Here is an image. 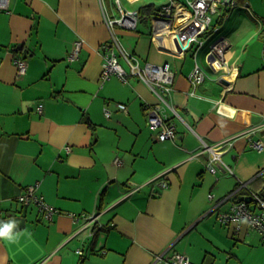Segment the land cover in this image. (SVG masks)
<instances>
[{
	"label": "crops",
	"instance_id": "crops-1",
	"mask_svg": "<svg viewBox=\"0 0 264 264\" xmlns=\"http://www.w3.org/2000/svg\"><path fill=\"white\" fill-rule=\"evenodd\" d=\"M234 1L180 54L168 51L164 40L156 44L158 7L152 4L136 10L134 30L116 25L123 50L140 63L167 62L174 72L170 101L177 114L163 113L176 139L162 142L146 124V109L159 103L149 87L135 77L100 78L103 46L111 44L101 3L120 18L115 0H9L8 9H0V222L15 219L18 231L31 233L16 244L0 240V264H154L157 256L176 252L193 264H264L257 231L243 223L236 232L217 220L243 196L235 193L238 180L264 168V150L248 145V137L264 142V0ZM149 6L153 13L142 15ZM141 20L146 28L139 30ZM220 39L229 50L226 70L215 75L218 65L206 54ZM77 41L78 57L69 62ZM15 57L27 63L20 77ZM196 65L206 77L193 85ZM227 138L221 160L233 175L221 166L211 173L204 146ZM36 182L37 193L56 210L50 221L34 204L17 201ZM209 194L221 201L217 207ZM95 214L97 226L72 217Z\"/></svg>",
	"mask_w": 264,
	"mask_h": 264
},
{
	"label": "built area",
	"instance_id": "built-area-1",
	"mask_svg": "<svg viewBox=\"0 0 264 264\" xmlns=\"http://www.w3.org/2000/svg\"><path fill=\"white\" fill-rule=\"evenodd\" d=\"M116 5L120 10V18H113L109 16L101 3V10L103 15L104 24L107 27L111 44L103 46V67L100 74L101 80H107L111 76H117L121 81L127 82L129 77H135L145 83L149 89L158 98L159 103L148 107L146 109V124L148 128L155 132L157 141H166L176 139L175 125L168 119L167 115L163 113V108H168L173 114H177L174 109L170 97L174 86V72L169 63L153 64L150 62L140 63L139 60L131 53L122 49L120 42L115 33L116 25H119L124 30H134L138 21V15H134L137 11H127L121 6L119 0H115ZM9 0H0V9L6 11L8 9ZM236 5L234 0H186L185 4L178 3L175 0H168L167 3L158 7L155 10L154 17L161 23L166 20L171 26V30L177 35L180 43L181 50L188 49L193 42H197L198 38L211 28L213 20L223 16L226 8H233ZM178 7L188 13L179 24H175L176 15H178ZM161 29L159 28L155 33L158 34ZM81 41L74 44L72 52L68 56V61L72 62L78 57ZM118 50L119 55L129 65L130 70L127 72L119 63L118 56L114 49ZM229 50V44L225 40H218L209 54L215 60V65L225 67L227 64L226 54ZM13 63L16 67V73L20 77L26 73L27 63L25 59L15 57ZM206 74L196 65L191 76L190 83L197 85L205 79ZM116 108L126 112V105L123 103H116ZM43 105L39 104L36 108L38 114L42 113ZM103 114L109 118L111 112L104 108ZM256 128H249L244 131L247 136L253 133ZM230 138H227L214 146H204V149L210 153V160L206 163L205 168L211 173H215L220 166L224 172L233 175V170L224 165L221 160V145H230ZM248 145L251 149L262 152L264 150V142L262 140H251L248 137ZM65 150L70 151V147ZM199 154H194L198 156ZM115 165H120L118 159L113 161ZM158 183L160 187L166 188L168 183L164 178L158 176ZM255 180L260 181L261 186L259 189H254L251 183ZM39 183L29 185L24 188V192L18 196L17 201L22 205L34 204L38 211L43 215L46 220H51L53 214L56 212L55 208L46 204L43 197L37 193ZM140 187L133 188L129 194L137 191ZM242 190L243 196L241 198L232 199L228 211L220 212L217 214V220L221 225L233 224L234 230L238 232L241 229V224L245 223L248 227L258 232L261 237L262 246L264 247V168L259 170L253 179L249 181L238 180L235 193ZM214 195L209 194V200L213 201L214 206L221 202L214 200ZM227 199V198H226ZM74 219L83 218L85 226H94L98 223V215L90 216H72ZM94 229V228H93ZM77 254L82 255L81 250L76 251ZM193 264L189 258L182 253H172L170 255H159L155 258L154 264Z\"/></svg>",
	"mask_w": 264,
	"mask_h": 264
},
{
	"label": "bare ground",
	"instance_id": "bare-ground-1",
	"mask_svg": "<svg viewBox=\"0 0 264 264\" xmlns=\"http://www.w3.org/2000/svg\"><path fill=\"white\" fill-rule=\"evenodd\" d=\"M130 4H135L137 2H139V0H128ZM178 15H176V19H175V24H179L180 22H182L185 18L188 17V13L182 11L179 7H178ZM156 26L157 28L161 29L160 32H158V34H156L155 36V41L156 44L158 46L159 45V41L164 40V42L166 44H170L167 45L169 46V50L170 52L174 53V54H180L181 53V47H180V43L177 39V35L175 34L174 31L171 30L169 23H165V22H160L159 20H156ZM226 69L222 66H218L216 69H214L212 72L213 74H220L223 73Z\"/></svg>",
	"mask_w": 264,
	"mask_h": 264
},
{
	"label": "clouds",
	"instance_id": "clouds-1",
	"mask_svg": "<svg viewBox=\"0 0 264 264\" xmlns=\"http://www.w3.org/2000/svg\"><path fill=\"white\" fill-rule=\"evenodd\" d=\"M18 221L15 219H9L4 222H0V240L7 241L9 244H16L22 236L31 238V233L25 230L18 231Z\"/></svg>",
	"mask_w": 264,
	"mask_h": 264
},
{
	"label": "rangeland",
	"instance_id": "rangeland-1",
	"mask_svg": "<svg viewBox=\"0 0 264 264\" xmlns=\"http://www.w3.org/2000/svg\"><path fill=\"white\" fill-rule=\"evenodd\" d=\"M123 2V6L124 8H126L127 10H130V11H136L138 10L139 8L143 7V6H146V5H154L155 7H160L162 6L163 4L167 3L168 0H142L141 2H137L133 5H130L128 4L125 0H122ZM145 21H139L138 23V29H144L146 28L145 27ZM195 44V43H193Z\"/></svg>",
	"mask_w": 264,
	"mask_h": 264
},
{
	"label": "water",
	"instance_id": "water-1",
	"mask_svg": "<svg viewBox=\"0 0 264 264\" xmlns=\"http://www.w3.org/2000/svg\"><path fill=\"white\" fill-rule=\"evenodd\" d=\"M134 15L136 16L137 13L134 12ZM153 19H155V18H153ZM153 24H155V22H153ZM220 40H221V39H220ZM215 44H216V42H215L212 46H214ZM212 46L208 49V51H207L208 54H209V51L212 49ZM207 59H212L211 54H210V55H207ZM220 82H221L222 84H228V82H226V81L223 80V79H221ZM95 225H96V224H95ZM95 225H94V226H95Z\"/></svg>",
	"mask_w": 264,
	"mask_h": 264
},
{
	"label": "trees",
	"instance_id": "trees-1",
	"mask_svg": "<svg viewBox=\"0 0 264 264\" xmlns=\"http://www.w3.org/2000/svg\"><path fill=\"white\" fill-rule=\"evenodd\" d=\"M150 12H151V6L143 8V9H140V13H142V15L143 14L150 15V14L153 13V12H151V13Z\"/></svg>",
	"mask_w": 264,
	"mask_h": 264
}]
</instances>
